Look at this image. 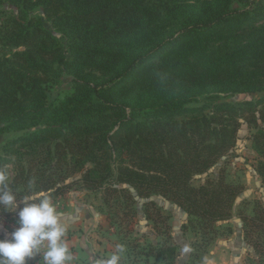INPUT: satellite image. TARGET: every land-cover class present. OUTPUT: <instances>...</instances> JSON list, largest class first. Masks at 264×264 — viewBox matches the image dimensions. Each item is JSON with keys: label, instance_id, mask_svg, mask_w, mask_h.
Returning <instances> with one entry per match:
<instances>
[{"label": "trees", "instance_id": "obj_1", "mask_svg": "<svg viewBox=\"0 0 264 264\" xmlns=\"http://www.w3.org/2000/svg\"><path fill=\"white\" fill-rule=\"evenodd\" d=\"M233 1L0 0V14L4 5L13 14L0 27L13 49L0 51V130L31 131L13 143L23 159L54 145L60 159L69 152L79 157L76 166L92 162L88 186L111 176L115 157V183L138 199L161 196L203 227L231 219L242 187L222 177L195 182L235 150L247 124L259 130L253 142L264 185V23L257 24L264 0L234 1L245 9L232 8ZM64 74L73 77V90L52 101ZM246 94L262 96L241 108L219 102ZM204 95L198 110L208 114L185 108ZM7 163L0 159V167ZM18 184L16 176L10 188ZM67 188L56 186L53 199ZM146 220L154 221L152 213ZM244 221L264 264V207ZM165 235L130 264H175L178 252Z\"/></svg>", "mask_w": 264, "mask_h": 264}, {"label": "rangeland", "instance_id": "obj_2", "mask_svg": "<svg viewBox=\"0 0 264 264\" xmlns=\"http://www.w3.org/2000/svg\"><path fill=\"white\" fill-rule=\"evenodd\" d=\"M234 1L232 8H246ZM1 9L3 13L0 14V27L13 16L7 5ZM262 23L264 19L257 24ZM46 24L55 32H60L57 25L51 22ZM253 24L255 23L250 25ZM5 41L0 37V51L5 54L13 53L11 46L3 44ZM64 43L67 54L71 55V45ZM91 74L95 78H102L99 72ZM55 85L51 100H62L73 90V77L64 74ZM261 96L246 94L219 102H228L241 108L246 102L255 103ZM206 99V95L199 96L198 102L188 103L185 108L193 109L195 116L208 114V110H198L207 103ZM258 131L256 126L244 124L235 150L195 182L198 185L207 178L218 180L222 177L226 183L242 187L231 219L207 227L201 225L203 222L200 219L190 217L184 210L161 196L138 199L135 190L116 184L119 161L115 157L112 158L111 176L98 187L88 186L84 180L86 170L94 167L92 162L84 161L76 166L79 157L68 151L60 159L54 145L51 151L37 149L33 157L23 159L18 152L21 147L14 146L13 143L30 134V130H0V159L8 160L7 165H10L12 172L10 182L16 176L19 179V184L11 188L17 193L18 202L24 195H30L34 191L51 189L54 192L56 186L69 185L63 194L53 200L58 205L59 214L66 210L72 211L74 217L81 214L82 223L76 230L82 237L90 238L97 245L96 264L116 253L120 245L126 249L121 264H130L134 256L148 250L149 246H157L166 241L165 234L168 232L171 241L167 246H174L179 255L175 264H263V257L249 245L244 228V217L254 215L259 206L264 207V185L257 172L263 158L253 142V136ZM33 178L36 184L30 189L29 182ZM156 210L166 220L158 218ZM147 213H152L154 221L146 220ZM15 227L14 215L0 211V239H10V233ZM69 235L72 234L69 232ZM255 238L252 237L253 240ZM154 261V258H150L151 264ZM138 264L144 262L140 261Z\"/></svg>", "mask_w": 264, "mask_h": 264}, {"label": "clouds", "instance_id": "obj_3", "mask_svg": "<svg viewBox=\"0 0 264 264\" xmlns=\"http://www.w3.org/2000/svg\"><path fill=\"white\" fill-rule=\"evenodd\" d=\"M11 176L10 165L0 167V211L13 214L16 222L10 239H0V264H28L37 257V264H73L67 229L61 223L52 190L34 191L18 202L17 193L10 188ZM35 184L33 178L29 188ZM125 252L120 245L116 253L98 264H121Z\"/></svg>", "mask_w": 264, "mask_h": 264}, {"label": "crops", "instance_id": "obj_4", "mask_svg": "<svg viewBox=\"0 0 264 264\" xmlns=\"http://www.w3.org/2000/svg\"><path fill=\"white\" fill-rule=\"evenodd\" d=\"M81 217V214L74 217L70 210L60 214L61 223L67 229L66 240L74 256L73 264H96L97 245L90 238L82 237L76 230L81 226ZM39 259L37 257L30 260L28 264H37Z\"/></svg>", "mask_w": 264, "mask_h": 264}]
</instances>
